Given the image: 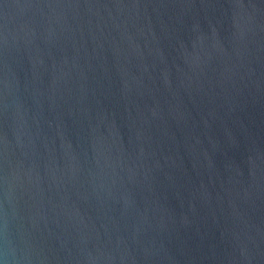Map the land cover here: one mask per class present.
Wrapping results in <instances>:
<instances>
[{"label": "water", "instance_id": "water-1", "mask_svg": "<svg viewBox=\"0 0 264 264\" xmlns=\"http://www.w3.org/2000/svg\"><path fill=\"white\" fill-rule=\"evenodd\" d=\"M0 264H264V0H0Z\"/></svg>", "mask_w": 264, "mask_h": 264}]
</instances>
